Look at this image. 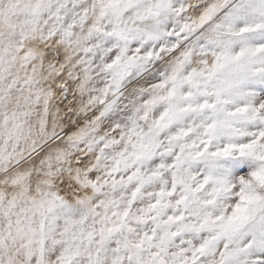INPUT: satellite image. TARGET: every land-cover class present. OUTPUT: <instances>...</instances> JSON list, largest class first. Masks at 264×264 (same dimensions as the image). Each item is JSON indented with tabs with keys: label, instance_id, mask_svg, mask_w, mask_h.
<instances>
[{
	"label": "snow or ice",
	"instance_id": "1",
	"mask_svg": "<svg viewBox=\"0 0 264 264\" xmlns=\"http://www.w3.org/2000/svg\"><path fill=\"white\" fill-rule=\"evenodd\" d=\"M0 264H264V0H0Z\"/></svg>",
	"mask_w": 264,
	"mask_h": 264
}]
</instances>
